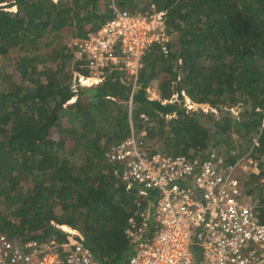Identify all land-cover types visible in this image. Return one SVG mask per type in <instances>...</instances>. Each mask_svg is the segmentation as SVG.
<instances>
[{
    "label": "trees",
    "instance_id": "trees-1",
    "mask_svg": "<svg viewBox=\"0 0 264 264\" xmlns=\"http://www.w3.org/2000/svg\"><path fill=\"white\" fill-rule=\"evenodd\" d=\"M113 3L167 9L169 53L153 46L135 88L120 69L97 85H75L81 66L68 41L99 29ZM4 57L13 70L2 68ZM154 78L179 100L151 97ZM184 92L208 107L189 108ZM237 104L243 109L234 115ZM65 115L71 126H63ZM132 124L146 126L161 141L156 149L170 154L218 147L236 132L264 156V0H0L1 230L41 238L55 230L52 220L69 223L98 264L126 262L128 219L144 198L117 178L106 151ZM258 164L243 190L262 201L247 197L264 222V157Z\"/></svg>",
    "mask_w": 264,
    "mask_h": 264
},
{
    "label": "built area",
    "instance_id": "built-area-1",
    "mask_svg": "<svg viewBox=\"0 0 264 264\" xmlns=\"http://www.w3.org/2000/svg\"><path fill=\"white\" fill-rule=\"evenodd\" d=\"M112 6L99 29L68 41L81 66L75 85H97L120 69L135 88L153 46L169 53L167 9ZM155 149L132 124L131 133L106 151L117 178L144 198L128 219L132 252L123 264H264V222L243 190V155L218 147L192 154ZM52 223L55 230L41 238L0 229V264H98L80 228Z\"/></svg>",
    "mask_w": 264,
    "mask_h": 264
},
{
    "label": "rangeland",
    "instance_id": "rangeland-1",
    "mask_svg": "<svg viewBox=\"0 0 264 264\" xmlns=\"http://www.w3.org/2000/svg\"><path fill=\"white\" fill-rule=\"evenodd\" d=\"M1 66L4 70H13V64L12 60L8 57H4L1 59ZM74 82V81H73ZM148 94L151 97H156V98H161L164 101H174V100H179L178 94L173 93L169 97L165 96V93L160 89L159 87V80L158 78H154L150 81L148 87ZM165 96V97H164ZM184 98H185V103L189 108L192 109H200V107L204 106L205 108L208 107L206 104H201L195 100L191 96H189L186 92H184ZM74 100V99H73ZM84 100H88V98H84ZM72 101V100H71ZM215 113H219L215 108H211ZM243 109L242 104H237L234 105L231 108L232 114L238 115L239 111ZM210 111V110H208ZM147 118V117H146ZM158 119L152 120L150 122V125L157 126L158 124ZM73 118L70 115H65L63 117V126L68 127L71 126V123H74ZM146 122V119H145ZM138 134H141V136L144 138L145 142L155 148H162L161 146V141L158 139V136L156 134L154 135H149V129L144 126L142 129L137 130L135 129ZM53 136L55 138L60 137V132L54 129L53 131ZM257 144V141L255 140L254 144H252L250 147L244 143V140L241 138L239 133L232 132L230 136L225 135V138H222L218 148L221 151H224L225 153H228L229 151H237L241 155H243V160L241 162V166H239V172L241 174V177L244 179V177H250V171H255L257 172L261 166H259V160H261L264 156H262L260 153L255 152V145ZM262 156V158H261ZM261 158V159H260ZM264 183V178L262 181ZM249 197L252 201L255 203H258L259 205L262 203V201L257 202V197L252 194L251 196L246 195V198Z\"/></svg>",
    "mask_w": 264,
    "mask_h": 264
}]
</instances>
